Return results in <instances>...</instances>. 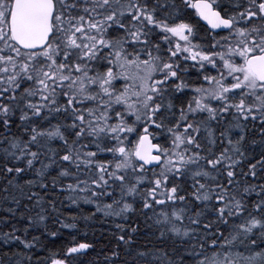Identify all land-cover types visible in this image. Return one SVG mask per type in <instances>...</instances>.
Masks as SVG:
<instances>
[{
  "label": "trees",
  "instance_id": "trees-1",
  "mask_svg": "<svg viewBox=\"0 0 264 264\" xmlns=\"http://www.w3.org/2000/svg\"><path fill=\"white\" fill-rule=\"evenodd\" d=\"M213 1L224 37L191 0H55L30 53L0 0V264L264 258V85L245 66L264 0ZM143 132L163 147L153 170L133 157Z\"/></svg>",
  "mask_w": 264,
  "mask_h": 264
},
{
  "label": "water",
  "instance_id": "water-1",
  "mask_svg": "<svg viewBox=\"0 0 264 264\" xmlns=\"http://www.w3.org/2000/svg\"><path fill=\"white\" fill-rule=\"evenodd\" d=\"M199 20L209 30L220 32L229 29L231 21L222 18L220 13L207 1L194 3ZM54 13L52 0H14L10 16V31L13 40L23 50L36 51L46 46L52 34L51 22ZM247 66L259 83H264V53L247 59ZM160 147L153 143L148 134L139 139L136 151L138 164L145 168H155L160 165Z\"/></svg>",
  "mask_w": 264,
  "mask_h": 264
},
{
  "label": "rangeland",
  "instance_id": "rangeland-1",
  "mask_svg": "<svg viewBox=\"0 0 264 264\" xmlns=\"http://www.w3.org/2000/svg\"><path fill=\"white\" fill-rule=\"evenodd\" d=\"M223 8H225L224 5H223ZM226 9H227V6H226ZM247 78L249 80V82L246 83L247 86H252L253 88L257 87V84L254 80H252L249 77H247ZM222 90L225 91L224 89H222ZM51 136L52 135H50V137ZM135 144H136V142L134 143L133 149H134V147L136 148ZM248 233L252 234L250 229H248ZM229 242L233 244L235 241H234V239H230ZM237 247H239V246L237 245ZM235 248H236V245L233 247V249H235ZM227 251L232 252L231 249H228ZM210 258L215 260L216 262H218V264H224L226 261H232L233 260L232 255L227 256V255H223L221 253H215ZM245 262H248V261H245ZM253 262H255L256 264H264V258L260 257L256 261L254 260Z\"/></svg>",
  "mask_w": 264,
  "mask_h": 264
},
{
  "label": "flooded vegetation",
  "instance_id": "flooded-vegetation-1",
  "mask_svg": "<svg viewBox=\"0 0 264 264\" xmlns=\"http://www.w3.org/2000/svg\"><path fill=\"white\" fill-rule=\"evenodd\" d=\"M191 9V8H190ZM192 10V9H191ZM222 15H223V13H222ZM224 16V15H223ZM224 17H226V16H224ZM227 32L228 31H224L223 30V32H217V33H213V36L214 37H224L226 34H227ZM208 34H210L209 32H208Z\"/></svg>",
  "mask_w": 264,
  "mask_h": 264
},
{
  "label": "bare ground",
  "instance_id": "bare-ground-1",
  "mask_svg": "<svg viewBox=\"0 0 264 264\" xmlns=\"http://www.w3.org/2000/svg\"><path fill=\"white\" fill-rule=\"evenodd\" d=\"M96 75V74H95ZM120 87V86H119ZM107 102H109V101H107ZM99 181V180H98ZM170 183V182H169ZM104 185V184H103ZM87 186V185H86ZM101 186H102V184H101ZM105 186H107V185H105ZM90 188V187H89ZM97 188V187H96ZM100 188V187H99ZM126 188V187H125ZM108 188H106V190H107ZM99 190V189H98ZM114 194V193H113ZM72 202V201H71ZM73 203V202H72ZM75 204V203H74ZM78 204V203H77ZM76 205V204H75ZM90 206V205H89ZM92 208H94V207H92ZM81 247V246H80ZM81 253V252H80Z\"/></svg>",
  "mask_w": 264,
  "mask_h": 264
}]
</instances>
